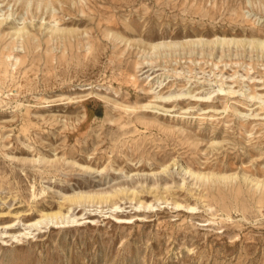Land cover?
Listing matches in <instances>:
<instances>
[{
	"label": "rangeland",
	"instance_id": "1",
	"mask_svg": "<svg viewBox=\"0 0 264 264\" xmlns=\"http://www.w3.org/2000/svg\"><path fill=\"white\" fill-rule=\"evenodd\" d=\"M261 41L264 0H0V264H264Z\"/></svg>",
	"mask_w": 264,
	"mask_h": 264
},
{
	"label": "bare ground",
	"instance_id": "2",
	"mask_svg": "<svg viewBox=\"0 0 264 264\" xmlns=\"http://www.w3.org/2000/svg\"><path fill=\"white\" fill-rule=\"evenodd\" d=\"M223 39H224V41L226 40L225 38H222V40H223ZM220 40H221V39H220ZM226 41L229 42V40H226ZM258 45H260V46H261V45H264V41L258 42ZM154 47H155V46L153 45V49H152L153 52H154ZM154 96H155V97H162L161 95H156V94H155ZM204 96H205V95H204ZM206 96H207V95H206ZM73 199H74V198H73Z\"/></svg>",
	"mask_w": 264,
	"mask_h": 264
}]
</instances>
